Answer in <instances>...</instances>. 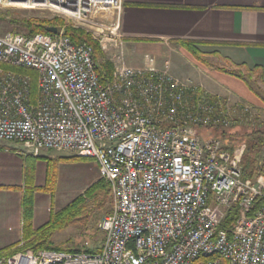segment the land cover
Segmentation results:
<instances>
[{"label":"built area","instance_id":"2783aa9c","mask_svg":"<svg viewBox=\"0 0 264 264\" xmlns=\"http://www.w3.org/2000/svg\"><path fill=\"white\" fill-rule=\"evenodd\" d=\"M5 5L45 7L80 22L112 13L93 35L114 65L107 84L93 47L74 44L64 30L0 34V141L35 156L92 159L113 205L99 224V252L27 251L0 264H264V203L253 212L264 179L245 180L242 152L197 131L235 119L223 98L175 74L168 61L129 65L124 0H0ZM24 70L36 73L35 83ZM239 108L243 119L249 109ZM235 206L237 219L226 227Z\"/></svg>","mask_w":264,"mask_h":264},{"label":"crops","instance_id":"0c3cea01","mask_svg":"<svg viewBox=\"0 0 264 264\" xmlns=\"http://www.w3.org/2000/svg\"><path fill=\"white\" fill-rule=\"evenodd\" d=\"M120 32L125 52L129 50L135 58L133 63L141 67L161 66L168 61L177 74L185 68L184 64L195 60L181 45L190 41L198 43L203 53L225 65H243V72L259 68L264 82V0H124ZM219 68L218 72L224 69ZM226 74L241 81L246 88L244 93L229 88L230 91L253 101L246 83ZM195 80L206 88L210 85V82L207 85L208 79ZM213 80L218 82L212 78V83ZM226 89L221 85L219 91L226 92ZM211 91L218 93L212 88ZM63 160L57 152L35 156L21 144L0 141V251L24 243L23 202L27 190H33L34 228L49 222L55 195L43 188L48 169L56 166L59 177ZM41 207L47 208L49 215H41Z\"/></svg>","mask_w":264,"mask_h":264},{"label":"trees","instance_id":"16d2710c","mask_svg":"<svg viewBox=\"0 0 264 264\" xmlns=\"http://www.w3.org/2000/svg\"><path fill=\"white\" fill-rule=\"evenodd\" d=\"M1 20H7L6 14L0 13ZM14 24H20L24 28V32L21 33L26 36H33L35 34H52L46 29L49 26H61L64 29V35L69 37L74 44L87 43L94 49V58L98 64L99 79L102 84H107L111 81L114 65L110 61L104 59L99 44L92 38V36L82 28L75 27L74 25L67 23L63 17H54L52 19L40 18V17H15L9 19ZM198 43L186 41L181 42L184 49L190 53V55L199 63L210 65L206 60V53H203L198 48ZM243 65L237 66L234 69L223 71L237 76L242 79L250 91L256 96L261 95L258 83L263 82L262 71L259 68L253 70H247L243 72L241 68ZM23 72L33 76L34 83L36 81V73L30 70H24ZM34 87L36 85L34 84ZM222 136L227 135V132L220 131ZM243 141L236 144H231L228 149L234 153L236 150L244 147V154L242 157L243 178L245 180H254L257 177L264 179V128L251 129L250 132L243 134ZM63 159H81L75 154L61 153ZM261 162V164H260ZM57 167L53 166L48 169V176L46 186L43 188L46 192L54 194L55 186H57L58 175L56 171ZM31 190H27L23 208H24V225H23V240L24 243L17 246L6 247L0 251V257L14 256L19 253L31 251L38 253L41 250H56L66 252H89L97 253L101 250V246L94 248L91 247H65L61 244H57L54 241V235L70 226H81L84 230L101 231L99 224L101 220L109 215L112 211L113 197L111 187L109 183L100 179L91 185L84 195L78 196L70 204L63 209L54 212L51 210L50 220L44 226L35 229L33 226L34 215V203ZM264 203L263 199H257L253 212L257 210ZM251 212V213H253ZM239 214L238 206L230 209L225 221L226 227H231L235 223ZM93 223V224H92ZM92 224V225H91ZM96 234V233H95ZM89 239H94L92 234L89 235ZM104 240V237H103ZM102 240V243H103ZM202 261V260H199Z\"/></svg>","mask_w":264,"mask_h":264},{"label":"rangeland","instance_id":"374dc122","mask_svg":"<svg viewBox=\"0 0 264 264\" xmlns=\"http://www.w3.org/2000/svg\"><path fill=\"white\" fill-rule=\"evenodd\" d=\"M0 13H4L6 14V17H8L7 20L0 19V34H6L9 32H17V31L21 33L24 32V28L22 25L14 24L10 22L9 19H12L15 17H40V18L52 19L58 16V17L65 18L67 23H70L74 25L75 27L84 29L93 38L94 33L104 28L105 26H107L112 18L111 12L101 11L97 13L98 18L92 17L87 22H80L71 17L58 14L59 12H56L49 8L28 7V6H18V5L17 6H6V5L1 6ZM103 57L104 59L108 60L104 54H103ZM133 58H134L133 54L129 50H126L127 63L133 67H141L139 64L133 63L135 62L134 60L135 58L134 59ZM205 60L210 65L198 63V61L191 60L190 64L188 65L184 64L185 68L178 70L177 75L188 76L192 78L194 81H196L195 79L201 78L202 81L205 82V80L208 79L207 85L209 82H210V85H208L207 87L209 88L213 84L211 87L212 90L214 89L215 91H217L218 92L217 95L223 98L224 102L226 103V107L228 111L230 112V118L233 119L234 117L235 119L232 120L231 124L227 127L223 126V127H218L215 129L198 128L197 131L200 133V136L203 139H213V138L219 139L228 146L231 145L232 143L233 144L240 143L244 139L243 137H241L243 134L250 132L251 129L264 128V84L258 83V86L261 91L260 96H256L251 91L252 93L251 98L253 101L249 102L248 100L242 97H239L230 91L231 89V90H234V92L236 93L246 92V88L244 87L241 81L226 74L227 72L225 73V71L224 73L223 71L218 72L220 70L219 66L220 67L223 66L224 69L226 68V70H228L230 68L232 69V67L235 68L234 65H232L231 63H229L230 65H225L223 62L217 61L213 56H210V54L205 56ZM173 63L177 64V60H174ZM211 75H213V77ZM212 78H214L220 84L218 82H214V80L212 83L211 82ZM196 83L198 82L196 81ZM221 85H223L225 89L226 87L228 88L226 89L227 90L226 92L223 90H222L223 92L219 91V88H221ZM202 86L209 93L216 94L211 91V88H209L210 89L209 90L208 88L204 86V84H202ZM239 107H247L249 109V112L245 113V116L243 119L241 117L242 115H241V110ZM220 131L222 132L225 131V133L227 132V135L222 136ZM238 150L242 152V157H243L245 148L242 147ZM263 155H264V150H263ZM60 169L61 170H59L57 186H55V191L53 194L55 195V202H54V206L51 208V210H53L54 212H57L63 209L68 204H70L74 199H76L78 196L84 195L86 190L91 185H93L96 181L101 179L99 175V171L97 170V166L92 159H86V158L71 159V160L65 159L63 160V163ZM44 209L45 208H43V211L41 210L40 213L41 215L45 213L44 217H46V215H49V213L46 212L47 208L45 209V212H44ZM38 224L40 225L42 223H38ZM90 234L94 236V239H89ZM103 237H104V234L101 231L96 232L95 230H84L83 227L81 226H70L60 232H57L54 235V241L57 244H61L62 246H65V247H77L78 246V248H83L87 246V247L94 248L102 244ZM201 263L202 261L197 262V264H201Z\"/></svg>","mask_w":264,"mask_h":264},{"label":"water","instance_id":"95a60500","mask_svg":"<svg viewBox=\"0 0 264 264\" xmlns=\"http://www.w3.org/2000/svg\"><path fill=\"white\" fill-rule=\"evenodd\" d=\"M46 30L52 34H60L64 29L61 26H49Z\"/></svg>","mask_w":264,"mask_h":264}]
</instances>
